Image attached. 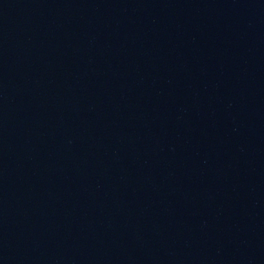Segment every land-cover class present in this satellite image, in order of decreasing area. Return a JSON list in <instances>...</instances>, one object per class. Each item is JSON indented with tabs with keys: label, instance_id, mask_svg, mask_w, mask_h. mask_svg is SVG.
Wrapping results in <instances>:
<instances>
[{
	"label": "water",
	"instance_id": "95a60500",
	"mask_svg": "<svg viewBox=\"0 0 264 264\" xmlns=\"http://www.w3.org/2000/svg\"><path fill=\"white\" fill-rule=\"evenodd\" d=\"M237 6L264 15V0H224Z\"/></svg>",
	"mask_w": 264,
	"mask_h": 264
}]
</instances>
